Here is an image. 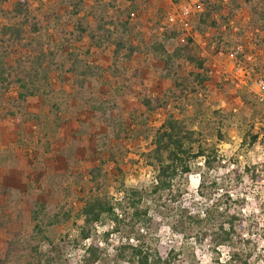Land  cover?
<instances>
[{"label":"rangeland","instance_id":"obj_1","mask_svg":"<svg viewBox=\"0 0 264 264\" xmlns=\"http://www.w3.org/2000/svg\"><path fill=\"white\" fill-rule=\"evenodd\" d=\"M95 1L106 6L105 15L112 18L128 5V0H84L85 9L76 18L92 21L95 15L90 12L101 11L95 10V7L88 11L89 5ZM208 1L206 6L200 0H134L136 8L129 17V39L138 46L165 39L173 49L176 40L165 32L169 25L168 15L175 12L180 3L190 6L192 53L199 59L204 58L205 63L203 67H196L188 61H178L180 65L175 66L173 72L181 82H186L183 77H187L190 86L180 99L175 100L167 98L169 89L175 85L171 76L173 73L166 75L160 58L141 50L125 60L118 73H113L111 45L98 49L91 47L85 52L90 42L86 33L77 41L65 39L73 24L59 0H30L34 14L48 27L49 44L46 47L55 53L46 96H29L20 103L17 100L20 90L17 78L22 75L14 66L18 59H24L23 54L28 49L19 43L4 45L7 47L5 59L10 71L6 73V80L0 81V256L14 235L31 233L30 196L52 205L62 200L63 192L52 189L39 174L54 176V184L68 187L70 194L67 199L75 207L79 203L78 196L94 184L90 183L87 171L97 155L95 140L107 129L99 126L89 109L86 100L90 96L114 99L118 108L110 115L124 124L121 139H115L114 144L116 165H104L109 191L114 192L121 181L126 185L145 187L152 183L153 171L144 158V153L152 147L147 134L161 124L169 111L177 117L184 116L195 129L200 123L206 141L216 144L225 161L210 171L211 178H220L226 168L235 167V162L240 166L254 165L255 170L262 174L261 180L252 182L245 179L231 191L235 196H244L242 210L248 217H254L257 224L264 226V100L257 101L252 107L249 97V93L264 96V79H261V74L264 75V21L252 12L254 5L264 0ZM95 5L100 8V5ZM251 21L257 23L252 30L249 29ZM199 24L203 26L202 31L195 28ZM179 31L187 34L180 28ZM25 36H29L27 29ZM76 47L79 48V59L104 69L99 77L91 79L80 91L72 89V75L66 71L70 64L66 55ZM192 71L203 74L205 79L201 84L189 75ZM59 72L62 81H59ZM145 96L154 102H166V108H156L147 114L141 103V98ZM50 100L60 103L57 118L48 110ZM214 110L227 113L226 122L221 127L224 136L221 140L213 131V126L217 124L212 119ZM33 114L53 121L39 127L31 118ZM27 117L30 121H22L24 124L18 128V134L15 133L14 126L20 124L17 119ZM244 122H253L255 130L259 131L258 141L248 149L240 147ZM5 148L10 150L6 152ZM19 149L21 151H16ZM28 182L29 187H26ZM183 183L186 191L184 198L191 201L195 210L203 208L205 202L196 193V174L186 175ZM114 194L119 196L116 192ZM173 221V214L166 218H160L155 213L152 216L153 234L158 238V249L163 255L182 240ZM70 233L74 235L75 231ZM53 237L57 238L56 234ZM250 237L253 241L254 236ZM112 238L117 240L118 236ZM44 244V249L49 248L48 244ZM227 251L228 247H221V260L226 259ZM82 253L80 246L75 253L71 251L67 254L71 264H78L76 261ZM196 258L199 264H213L205 248L196 249ZM249 264H264V238L257 239Z\"/></svg>","mask_w":264,"mask_h":264},{"label":"trees","instance_id":"obj_2","mask_svg":"<svg viewBox=\"0 0 264 264\" xmlns=\"http://www.w3.org/2000/svg\"><path fill=\"white\" fill-rule=\"evenodd\" d=\"M200 1L208 6V0ZM59 2L73 24L65 39L77 41L86 33L90 42L85 52L91 47L98 49L111 45L113 73H118L120 65L141 50L160 58L166 75L173 73L171 76L175 83L168 91V99H180L190 86L187 77H183L186 82H181L173 72L175 66L180 65L179 60L188 61L196 67L204 66L205 59H199L192 53V36L182 34L177 25H168L165 31L176 40L173 49L165 39L143 43L142 46L131 43L129 17L136 8L134 0H128L127 7L114 18L107 17L104 12L106 6L95 1L94 4L100 5V8L93 4L89 5L88 11L94 7L101 11L90 12L95 15L92 21L76 18L85 9L84 0ZM252 12L264 21V2L254 5ZM249 23L250 30L257 26L254 21ZM258 23L262 24L260 21ZM195 28L203 30L200 24ZM26 29L29 33L27 37ZM47 30L48 27L34 14L30 0H0V81H5L6 73L10 71L5 59L7 47L4 45L19 43L28 49L23 54L24 59H18L14 66L22 75L17 78L20 88L17 100L20 103L29 96H46L48 93L46 89L55 52L46 47L49 44ZM78 50L77 47L73 48L66 55L70 61L66 71L72 75L71 87L75 91L83 90L91 79L99 77L104 71L98 64L79 59ZM256 69L262 73L258 67ZM60 73L59 81H62ZM189 75L199 84L205 79L199 72L192 71ZM261 77L264 79V75L261 74ZM249 97L252 107L257 101L264 100L257 94L249 93ZM86 103L99 126L107 129L95 140L97 155L93 166L87 171L90 183L94 184L78 196L79 203L75 207L67 199L70 194L68 187L54 184V176L39 174L51 188L63 192L62 200L52 205L30 196L31 233L26 236L14 235L0 256V264H71L67 254L71 251L75 253L80 246L83 253L76 261L78 264H199L196 258L198 248H205L209 252L213 264H249L257 239L264 238V226L244 213V196H235L231 189L238 187L245 179L257 182L263 178L254 165L240 166L235 162V167L226 168L220 178H211L210 171L225 161L216 144L206 141L200 123L199 128L195 129L184 116L177 117L167 111L161 124L147 134L152 147L144 153V158L153 171L152 183L145 187L126 185L121 181L111 192L104 165H116L114 144L115 139H121L124 124L110 115L112 110L118 108L114 99L90 96ZM141 103L147 114L156 108L165 109L167 105L161 100L154 102L147 96L141 98ZM48 106L51 115L57 118L60 103L50 100ZM226 115L217 110L212 112V119L217 123L213 131L219 140L224 139L221 127L226 122ZM31 118L39 127L53 121L38 114H33ZM26 120L30 121L28 117L17 119L20 124L16 126L15 133L18 134L21 122ZM243 124L245 129L241 134L240 147L248 149L258 141L259 131L255 130L253 122ZM53 125L58 126L57 123ZM116 169L119 171L118 166ZM192 174H196L197 178L196 193L205 202L203 208L196 210L191 201L184 198L186 191L183 182L186 175ZM26 187H29V182ZM115 192L119 196L115 197ZM153 212L160 218L173 214L175 230L182 236L180 244L170 247L164 255L159 252L158 238L153 234ZM72 230L75 231L74 235L70 233ZM54 234L57 238L53 237ZM115 235L118 236L117 240L112 238ZM250 235L254 236L253 241ZM44 243L49 248L44 249ZM225 246L228 247L226 259L221 260V247Z\"/></svg>","mask_w":264,"mask_h":264},{"label":"built area","instance_id":"obj_3","mask_svg":"<svg viewBox=\"0 0 264 264\" xmlns=\"http://www.w3.org/2000/svg\"><path fill=\"white\" fill-rule=\"evenodd\" d=\"M191 9L189 4L180 3L175 12L168 15L167 24L177 25L180 29L185 30L186 33L192 36L191 30ZM264 97V96H263ZM261 97V98H263Z\"/></svg>","mask_w":264,"mask_h":264},{"label":"crops","instance_id":"obj_4","mask_svg":"<svg viewBox=\"0 0 264 264\" xmlns=\"http://www.w3.org/2000/svg\"><path fill=\"white\" fill-rule=\"evenodd\" d=\"M23 124H24V123H22V125H23ZM25 124H26V123H25ZM14 127H15V129H16V126H14ZM8 150H10V148H5V151H6V152H8ZM16 151H21V150L19 149V150H16ZM11 153H14V151L11 150ZM16 153H17V152H16ZM17 154H18V153H17ZM7 162H8V161H7ZM7 164H8V163H7ZM7 164H6V165H7ZM6 165H4V166H6ZM6 172H8V171H6ZM5 188H6V187H5Z\"/></svg>","mask_w":264,"mask_h":264}]
</instances>
